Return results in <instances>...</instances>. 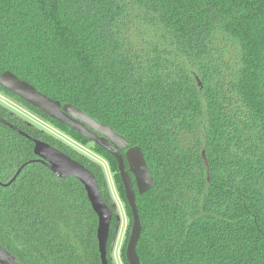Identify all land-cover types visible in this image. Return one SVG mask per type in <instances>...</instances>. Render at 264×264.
Returning a JSON list of instances; mask_svg holds the SVG:
<instances>
[{
  "label": "trees",
  "instance_id": "trees-1",
  "mask_svg": "<svg viewBox=\"0 0 264 264\" xmlns=\"http://www.w3.org/2000/svg\"><path fill=\"white\" fill-rule=\"evenodd\" d=\"M4 72L140 149L155 183L139 195L129 174L140 264H264V0H0ZM0 92L106 160L128 217L127 264L131 213L114 157ZM0 119L92 173L111 212V264L100 166L1 104ZM35 159L0 123V184ZM96 230L76 179L30 163L0 186V248L14 264H100Z\"/></svg>",
  "mask_w": 264,
  "mask_h": 264
},
{
  "label": "water",
  "instance_id": "water-1",
  "mask_svg": "<svg viewBox=\"0 0 264 264\" xmlns=\"http://www.w3.org/2000/svg\"><path fill=\"white\" fill-rule=\"evenodd\" d=\"M0 87L50 118L71 128L86 140L93 142L114 157L124 188L127 206L131 213V227L125 248V259L127 264H140L136 254V245L141 233V225L135 203V191L129 174L133 177V182L139 195L149 191L155 185L140 149L138 147L127 148L128 143L125 139L108 126L96 122L72 105L62 106L58 101L51 100L10 72L0 74ZM0 123L29 139L33 143V154L36 157L35 160L24 163L8 183L0 184V186H9L19 172L30 163H39L46 166L53 175L60 179H76L83 186L90 207L97 217L96 240L100 264H107L106 248L109 238L111 212L100 198L98 186L92 173L48 144L29 138L3 119H0ZM122 150H126L123 156L120 154ZM204 165L207 166L205 160ZM125 167H127V170H125ZM0 263L14 264L10 256L2 248H0Z\"/></svg>",
  "mask_w": 264,
  "mask_h": 264
},
{
  "label": "rangeland",
  "instance_id": "rangeland-1",
  "mask_svg": "<svg viewBox=\"0 0 264 264\" xmlns=\"http://www.w3.org/2000/svg\"><path fill=\"white\" fill-rule=\"evenodd\" d=\"M0 104L6 107L7 109H9L10 111H12L13 113L17 114L21 118L25 119L29 123L39 127L41 130L47 133L51 132L53 135H55L54 136L55 138H58L59 140H61L62 142L66 143L68 146L73 148L75 151L84 155L85 157L89 158L90 160L94 161L96 164L100 166L106 177L107 187L113 205V215L115 218V228L109 250L111 264H123L120 254L129 223L123 202L117 195L112 174L110 172L106 160L103 159L98 154H96L94 151H92L89 146L83 145L77 142L76 140L70 138L68 135L57 130L48 122L32 114L30 111L22 107L18 102L9 98L8 96L4 95L1 92H0Z\"/></svg>",
  "mask_w": 264,
  "mask_h": 264
},
{
  "label": "flooded vegetation",
  "instance_id": "flooded-vegetation-1",
  "mask_svg": "<svg viewBox=\"0 0 264 264\" xmlns=\"http://www.w3.org/2000/svg\"><path fill=\"white\" fill-rule=\"evenodd\" d=\"M125 151H126V150H122V151H120V154L123 156Z\"/></svg>",
  "mask_w": 264,
  "mask_h": 264
},
{
  "label": "built area",
  "instance_id": "built-area-1",
  "mask_svg": "<svg viewBox=\"0 0 264 264\" xmlns=\"http://www.w3.org/2000/svg\"><path fill=\"white\" fill-rule=\"evenodd\" d=\"M50 134H52L51 132H49ZM53 135V134H52ZM53 136H55V135H53Z\"/></svg>",
  "mask_w": 264,
  "mask_h": 264
}]
</instances>
